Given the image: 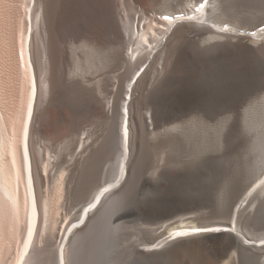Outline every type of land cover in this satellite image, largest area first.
<instances>
[{"label": "bare ground", "instance_id": "1", "mask_svg": "<svg viewBox=\"0 0 264 264\" xmlns=\"http://www.w3.org/2000/svg\"><path fill=\"white\" fill-rule=\"evenodd\" d=\"M87 1L56 0L50 8V0H24L26 10L31 8L26 28L30 21L35 27L34 32L26 29L21 53L33 99L20 142L4 135L0 143V208L13 218L19 214L25 195L28 205L29 234L15 264H264V96L253 101L257 89L244 87L239 81L264 76V0H189L180 10L171 5L173 0H98L92 26H78L86 27L90 40H99L102 34L115 37L104 67L121 66L118 75L127 72L128 80L125 87L120 82L114 85L124 91L122 102L115 98L107 101L103 139L95 138L97 131H84L81 149L67 161L70 170L60 178L58 189L66 184L72 198L83 201L62 234V250L37 244L38 237L41 240L53 234L59 196L41 191L44 173L55 158L47 156L42 173L44 153L37 144L39 128L34 122L44 116L50 121L52 114L50 109L42 113L36 110L41 101L47 106L58 100L54 35L65 20H85L82 10L88 7ZM157 2L162 10L151 6ZM88 44L93 55L102 53ZM124 46L131 53L123 52ZM228 59L231 65L226 67ZM209 64L212 73L228 79V89L236 85L243 90L240 99L253 104L235 118L221 121L216 140L211 138L203 116L193 123L196 130L183 121L166 124L184 107L183 87L174 82L192 80L193 69ZM183 67L184 74L177 76ZM234 77L238 79L230 80ZM107 80L104 76L97 81L98 90L102 91ZM62 88L74 90L73 102L95 97L87 92L89 86L84 82L66 80ZM226 92L222 97L233 100V90ZM154 95L158 104L146 113L145 99ZM0 128L3 130L1 123ZM236 138L243 139L239 140L243 141L241 146L249 140V150L255 151L244 182L238 179L246 171L231 172L223 160ZM164 147L168 151H163ZM147 149L157 159L149 172L144 162ZM114 153L118 158L102 168ZM210 174L213 178L207 182L191 183ZM224 174L229 177L218 182ZM198 189L202 190L196 197L193 192ZM137 192L150 201L147 207L135 204ZM201 204L209 205L212 211L206 215L186 211ZM130 210H148L150 215L145 219L149 220L126 224ZM158 211L170 216H151ZM211 214L222 217V222H197ZM132 236H136L132 244L121 246L120 238ZM48 251L50 255H46Z\"/></svg>", "mask_w": 264, "mask_h": 264}, {"label": "rangeland", "instance_id": "2", "mask_svg": "<svg viewBox=\"0 0 264 264\" xmlns=\"http://www.w3.org/2000/svg\"><path fill=\"white\" fill-rule=\"evenodd\" d=\"M55 1L56 0H50V8ZM188 1L189 0H173L171 1V5L173 4L175 8L180 10L187 6ZM22 3H24V0H0V123L3 125V130L0 128V143H2L4 135L5 137L12 135V138H16L17 142H20L23 124L26 122L31 99H33V97H30L27 77L23 70L24 64L21 53L22 43L26 36V29L28 28L30 30V28H33L34 32L35 27L30 21L26 28L25 18L27 17V19H29L31 8L26 10L25 3L24 5H22ZM97 3L98 0H88L86 4L88 7L82 10L85 20H65L60 26V32L54 35L53 43L55 46L56 63L55 76L58 100L55 102H49L47 106L41 101L36 110L37 112L39 111V113H42L43 110L50 109L52 114V119L50 121L45 119L44 116L40 122H34L35 126L39 128L38 132L35 134L37 144L39 149L44 153V160L40 164L42 173L43 168H45L43 165H45V161L49 158L47 156H53V159L51 160H54L55 158V163L51 167L49 166V171L44 173L46 174V178L43 186H41V191L43 194L59 196V201L56 203L57 210L55 209L53 214V217H55L54 220L56 219L57 221L53 234L51 236L47 235L44 239L41 237V240H39L38 237L37 244L38 242H42L41 244L44 246L48 245L47 248L54 251L62 250V234L68 223L76 217H73L75 208L83 204L81 203L83 201L78 203L72 198V195L68 192V186L66 184L61 191L58 189L61 176L64 172L67 174L70 170L67 161L81 149L80 142L84 131H97L98 133H96L97 135L95 138L98 137L101 139V135L106 132L107 128L108 117L104 113L108 105L107 101L110 98H115L116 101L118 100V102L121 103L124 95V91H122L121 88L117 89L114 85L115 83L120 82L121 86L125 87L128 80L127 72L124 73V75H118V69L121 66L104 67L105 56L110 55L112 41L115 37L112 36L111 38V36L102 34L99 40H95V38L90 40L86 27L80 29L78 26L80 23H84L85 26L86 24L92 26L95 21L93 12L97 9ZM151 6L153 8H160L159 10L163 9L159 6L158 2ZM139 7L142 6L140 5ZM230 23L241 26L245 29H254L250 28V26L244 27L238 21H232ZM33 32H30V35H33ZM88 43L94 48L101 50L100 52L102 53L99 56L93 55L91 52L92 48ZM126 51L131 53L132 50H129L128 47L124 46L123 52ZM211 65L212 64H209L206 68L193 69L192 72L194 74L192 80L188 79L185 82L176 80L174 82L176 87H183L182 97L184 99V107L176 110L169 117L170 121L166 124H180V122L183 121L185 126L193 127L194 130H196L197 126L193 125V123L198 116H203L208 121L211 138L216 140L218 138L219 123L221 121L227 118H235L238 114L243 113L245 109L251 107L253 104L251 105L252 101H246L244 103L243 100L240 99L243 90H239L236 85L234 89L233 87L231 90L228 89L227 87L231 88L228 85V79L224 80L212 73V71H210ZM230 65V59H228L224 66L228 67ZM123 69L121 68L119 72ZM184 72L185 68L183 67L176 75L181 76ZM104 76H107L109 80L106 81L104 88L100 91L96 87V83ZM234 79L235 77L230 80ZM66 80L76 83L84 82L89 86L87 92L95 97L87 102H82L80 100L73 102V100H75L74 90L63 91L62 88V82ZM239 81L244 87L250 86L257 89L256 92H258L256 95L258 96L253 97V101L258 99V102L262 99L264 96V76H250ZM224 83L226 87L224 86ZM224 89L227 90L226 93L233 90V100H228L222 97L225 91ZM31 90L32 88H30V92ZM168 97L175 98L173 94H168ZM145 100L147 102H145V108L143 110L146 113L153 108H156L158 103L156 102L155 95ZM119 110L122 111L123 109L121 108ZM113 115H115V111ZM148 122L150 123L149 119ZM4 124L7 128L4 127ZM246 137L248 138V136ZM239 140L241 141L243 139H235L236 146L235 144L232 145L233 147L232 150H230L231 152L229 151L230 153L228 154V157L227 155H224L227 159L223 157V160L225 164L227 163L228 165H226L231 168V172L235 173L240 170L246 171V173H243L238 179V182H244L246 176L250 173L249 170L252 168L253 159L251 156L254 157L255 151L252 149L249 150V140L245 143L247 146H245V144L241 146L243 141L240 143ZM225 148L226 147L223 149V153L227 154V148ZM163 151H168V149L164 147ZM151 153L152 151L150 152L149 149L144 152L145 170L147 172L155 168L157 164V159L152 157L154 152L152 155ZM116 158H118L117 153H114L110 158L108 157L103 163L102 168L105 164H112V161ZM119 171L120 174L122 172V165ZM228 177L229 174L221 175L218 182H224ZM260 177L261 176L256 177L255 182L258 181ZM212 178L213 174L206 177L201 176L199 178H194L191 183L202 184V181L207 182ZM200 190L202 189H198L196 192H193V194L196 197H199L201 193L198 191ZM133 200L135 201V204H138L140 207H147L150 203L148 199L138 192L134 195ZM27 210L28 205L26 195L24 196V201L20 207L19 214L15 217L11 218L7 210L0 208V264H15L20 253H22L29 234ZM186 211H200L206 215L212 211V208L209 207V205L201 204L200 206L187 209ZM148 215H150L148 210L140 213L138 211L130 210L125 219V223L137 224L140 221L149 220L145 219L148 218ZM151 216H159V219H163L170 215L169 213L158 211L151 213ZM203 216L197 219L198 223L213 224L222 222L223 220L222 217L218 219L212 214ZM128 239L120 238V241L123 243L121 246L125 247L132 244L134 239H136V236H132ZM46 255H50V251H48Z\"/></svg>", "mask_w": 264, "mask_h": 264}]
</instances>
